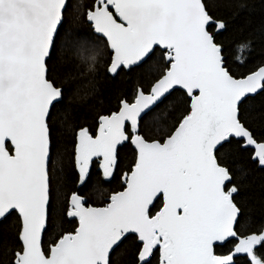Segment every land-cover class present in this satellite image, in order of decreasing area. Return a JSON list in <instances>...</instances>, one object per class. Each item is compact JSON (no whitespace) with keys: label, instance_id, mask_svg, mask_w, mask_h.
I'll return each instance as SVG.
<instances>
[{"label":"snow or ice","instance_id":"1","mask_svg":"<svg viewBox=\"0 0 264 264\" xmlns=\"http://www.w3.org/2000/svg\"><path fill=\"white\" fill-rule=\"evenodd\" d=\"M246 7L0 0V264H264V24L235 35ZM94 171L118 185L102 202Z\"/></svg>","mask_w":264,"mask_h":264},{"label":"trees","instance_id":"2","mask_svg":"<svg viewBox=\"0 0 264 264\" xmlns=\"http://www.w3.org/2000/svg\"><path fill=\"white\" fill-rule=\"evenodd\" d=\"M244 3L247 5L246 9L235 15L232 20L235 35H240L242 30L252 31L259 29L261 25L264 24V0H244ZM68 23H73V20L70 18ZM100 48L103 55L102 42ZM69 72L75 75L71 68H69ZM99 86L101 93H105L109 87L102 76L99 81ZM101 98H103V96ZM248 184L250 195L257 202L252 206L253 211L255 215L259 217L258 202L264 197V174L260 172L254 173L248 178ZM117 187L118 185L115 181L112 184H107L101 179L99 174L94 171L90 187L86 191H88L91 199L102 202L107 198L110 191ZM123 258L124 257H118L120 260Z\"/></svg>","mask_w":264,"mask_h":264}]
</instances>
